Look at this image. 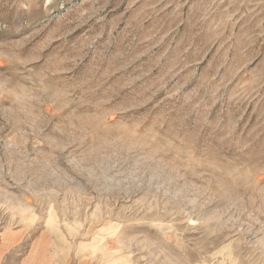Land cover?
<instances>
[{
  "label": "rangeland",
  "instance_id": "rangeland-1",
  "mask_svg": "<svg viewBox=\"0 0 264 264\" xmlns=\"http://www.w3.org/2000/svg\"><path fill=\"white\" fill-rule=\"evenodd\" d=\"M264 264V0H0V264Z\"/></svg>",
  "mask_w": 264,
  "mask_h": 264
},
{
  "label": "bare ground",
  "instance_id": "bare-ground-1",
  "mask_svg": "<svg viewBox=\"0 0 264 264\" xmlns=\"http://www.w3.org/2000/svg\"><path fill=\"white\" fill-rule=\"evenodd\" d=\"M218 264V263H217Z\"/></svg>",
  "mask_w": 264,
  "mask_h": 264
}]
</instances>
